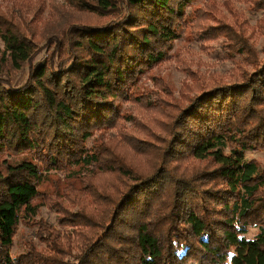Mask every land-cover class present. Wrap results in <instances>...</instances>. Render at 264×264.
Listing matches in <instances>:
<instances>
[{
  "label": "trees",
  "instance_id": "trees-1",
  "mask_svg": "<svg viewBox=\"0 0 264 264\" xmlns=\"http://www.w3.org/2000/svg\"><path fill=\"white\" fill-rule=\"evenodd\" d=\"M63 1L114 19L70 25L39 63L36 42L0 15V264H264V170L246 158L264 150L257 48L219 20L207 28L212 37L244 56L234 80H187L180 98L158 80V90L136 96L145 73L168 59L197 0ZM255 3L264 9V0ZM125 104L140 116H124ZM109 131L116 135L88 147ZM73 166L84 174L64 200L77 208L59 212L84 230L67 252L54 238L49 254L12 258L17 227L36 216L48 174Z\"/></svg>",
  "mask_w": 264,
  "mask_h": 264
},
{
  "label": "rangeland",
  "instance_id": "rangeland-1",
  "mask_svg": "<svg viewBox=\"0 0 264 264\" xmlns=\"http://www.w3.org/2000/svg\"><path fill=\"white\" fill-rule=\"evenodd\" d=\"M214 2L215 9L210 13L208 3ZM186 11V23L179 27V37L173 43L168 59L161 65L153 67L145 73L136 85V96L150 95L157 89V81H163L175 94L181 97L183 83L207 85L213 82H229L236 78L237 68L244 62L243 54L232 50L224 37L213 38L208 27H216V22L222 20L235 32L241 31L239 41L251 42L258 50L260 58L264 60V29H258L259 23L264 21V9L255 0H197ZM210 13V14H208ZM0 15H7L9 20L21 24L28 36L38 46L36 61L49 59L54 49L51 42L61 38L66 29L76 23L83 25H101L111 19L99 17L90 12H84L68 5L63 0H0ZM200 15V18H199ZM203 19H201V17ZM206 19H209L206 21ZM50 46V47H49ZM4 50V43L0 37V56ZM250 70V67L248 68ZM28 71H24L16 78V87L22 86L27 79ZM198 94L193 92L192 95ZM123 114L126 117L140 116L139 108L134 104H125ZM131 124V123H128ZM114 131L97 132L88 141V147L100 145ZM112 138V137H111ZM11 158L7 153L1 160ZM248 160H256L264 170V150L249 152ZM77 167H66L53 170L42 184V193L33 201L37 207L34 217L20 220L14 237V244L10 250L12 258L21 257L31 251L38 254H49V240L56 238V248L67 252L71 241L76 239V231L84 230L82 222L75 219L66 221L60 209L66 208L68 214L77 207H72L64 194L68 184L77 183L84 173H75ZM93 171H90L92 174ZM89 173V172H87ZM78 176L77 178H73ZM254 230L249 233L252 237ZM64 234H68L67 243ZM70 240V243L68 242ZM68 244V245H67ZM69 250L74 254L77 249L72 246Z\"/></svg>",
  "mask_w": 264,
  "mask_h": 264
}]
</instances>
